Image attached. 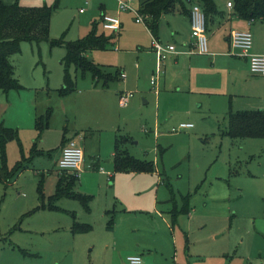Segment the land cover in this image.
<instances>
[{"label": "rangeland", "instance_id": "374dc122", "mask_svg": "<svg viewBox=\"0 0 264 264\" xmlns=\"http://www.w3.org/2000/svg\"><path fill=\"white\" fill-rule=\"evenodd\" d=\"M96 1L89 0L85 4L84 0H59L50 17L49 40L67 42L85 35L90 22L99 17ZM0 2H16L28 8L52 5L55 0ZM129 3L138 10V0ZM105 5V12L112 14L116 0H106ZM80 7L84 8V13L78 12ZM121 17L126 26L121 39L124 51L121 54L97 53L105 60L125 65L130 59V46L144 37V27L140 24L143 30L137 31L131 26L133 12ZM102 31L97 24L96 32ZM64 56L65 49L61 45L23 42L20 53L10 58L16 75L25 76L32 88L20 94L28 97V93H34L38 111L44 113L50 108L51 118L49 127L39 138L37 135L31 137L32 133L24 127L26 119L20 120L17 116L20 111L9 109L1 119V124L14 129L18 138L5 145L7 169L11 170L21 158L28 162L8 184L0 182V264H126L125 257L136 249L149 250L150 260L154 259L156 264H222L221 258L212 251L207 248L203 251L206 244L212 243L224 244L222 248L227 250L223 256L225 264H242L243 257L248 254L254 256L252 263H256L259 249L264 248V193L262 190L261 195L254 193L260 184L244 175L253 170L259 158L264 160V147L253 150L256 158L249 161L248 154L252 149L241 145L247 140L225 137L220 143L218 133L209 134L204 141L194 129L170 132L179 119L168 117L166 105L159 104L154 90L145 96L131 88L124 89L122 82L112 83L109 89L100 84L95 89L85 87L91 83L90 76L81 77L72 65L66 67ZM66 73L75 83L76 91L60 98L57 90L63 85ZM120 86L124 92L132 93L124 107L119 106L118 96L115 97L113 91ZM18 121L23 124L21 129L17 127ZM64 127L66 136H74L75 130L86 133V154L74 190L91 196L89 210L79 200L69 197L53 202L58 209L40 207L39 180L42 179L44 205L55 192L58 182L56 148ZM117 129V133L132 138L127 145L130 155L153 161V172H116L112 177L108 176L112 171L109 153ZM42 147L41 154L39 149ZM95 152L99 154V162L91 161ZM227 161L231 171L238 170L240 175L230 178V185L233 186L236 179L249 188L248 191L241 193L240 198L235 193L223 198L214 190L212 196H204L203 184L195 191L196 185L207 176L206 185L209 175L219 171L222 163ZM95 165L101 169H94ZM189 192L192 194L190 213L181 215L178 218L180 225L171 228L168 210L174 203L181 206V195ZM112 209L122 210L111 212L113 227L110 229L107 225L111 214L106 211ZM72 213L78 223H88L91 229L72 233ZM217 235L220 237L216 239ZM194 253L200 256L194 259Z\"/></svg>", "mask_w": 264, "mask_h": 264}, {"label": "crops", "instance_id": "0c3cea01", "mask_svg": "<svg viewBox=\"0 0 264 264\" xmlns=\"http://www.w3.org/2000/svg\"><path fill=\"white\" fill-rule=\"evenodd\" d=\"M105 1L106 0L96 1L98 3L97 8L99 17L97 21L92 20L90 22V29L92 23L96 22L100 25L103 31L110 33L108 35H114L113 44L110 46V48L104 50H91L86 53L88 57L91 56L90 59H92L94 63L106 67V69L110 68L112 70L118 71V79L116 81L110 82L108 86L103 88L109 89L112 83L118 82L120 84L122 82L121 84H123L122 87L124 89L131 88L133 91H138L145 96L149 94L152 89L156 93L159 104L161 102L163 105H166L165 110L167 111L166 113L169 114L168 117L173 118V120L179 119L177 120L178 122H176L177 125L180 123H186L182 121H189L188 123L192 122L191 124L193 126L184 130V132H190L194 129L196 134L198 133V136L201 137L204 141L208 139L209 134L215 133H218L220 135V143L223 142L222 138L225 137L229 140H247L243 141L241 145L242 147H251L252 150L248 154V158L249 161H253L257 155L255 152H253V150H259V148L264 147V138H229L227 135H225L227 128V114L229 111L234 112L259 109L264 110V76L254 75L249 71L247 57L243 55L241 51L231 46L229 35L230 32L234 30L249 31L252 35V45L249 52L264 55V21L247 20L240 17L234 12V0H212L213 7L208 9V13L205 17L207 33V53L200 54L195 51L194 40L190 34L189 11L192 4H198L202 9V3L199 0H178L171 11L162 14L158 22V26L154 32H151L147 28L144 21L143 23L136 22L134 16V23H131V26H133L137 31L143 30L144 27V37H141L140 40L135 41L130 46L131 49L128 53L130 57L129 62L125 65H122V63L120 62L105 60V58L102 57L100 53H97L100 51H109L121 54L124 51V48L121 46V39L124 35L123 28H125L126 26L124 25L125 20L121 17V15L128 13L129 11L119 10L116 0V9L114 13L108 15L117 16L120 20V27L118 31L115 32L105 30L101 24V15L107 14L105 12ZM227 2H232V6L228 7ZM88 3L89 2L85 4ZM82 8L83 7H80L79 9ZM84 12L85 10L79 13ZM140 24L143 25V27H141ZM90 29L85 33V35L90 31ZM103 31L101 33H104ZM152 38H155L162 45L174 46V51L168 53L165 60L161 63V72L159 74L157 85L155 88H153L150 83L151 75L157 71V57L155 52L151 49ZM12 65L14 76L18 80L22 88L11 89L7 92H3L0 90V122L2 121L1 119L3 115L9 109L20 111L19 115L17 116L20 118V120L26 119V121L24 122V127L29 129V132L32 133L31 137H33L37 135V131L35 130L34 126L35 117L43 113L38 111V100H35L34 93H28V97H24L23 94H20V92H23L24 90H31L32 88L29 84H27V78L25 76L22 77L19 74L16 75L15 66L13 63ZM122 73H125L124 77L121 76ZM21 78L23 80H21ZM90 79L91 83L86 85L85 87H92L95 89L97 85L94 84V80L91 76ZM33 81L34 80H32V82ZM123 88H121L120 86L118 89H113V91L116 92L114 93V96L117 97L119 96V94L124 93ZM75 91L70 94L75 93ZM70 94H67L65 96H60L58 94V96L60 98H65ZM143 103H146L145 100H143ZM47 109L45 110V112L47 111ZM19 126L20 128L18 129H21V127H23V124L20 121H18L17 124V127ZM176 126H172L170 128V132H172V128ZM118 130L119 129H117L116 133L114 134L112 150L109 153V159L112 162V171L110 172V174H108L109 177H112L114 173H116L113 168L114 145L116 139L119 137L128 139V141L122 143V148L126 150L128 154L129 152L127 150V145L132 140V138L127 134L117 133ZM66 132L67 130L64 127L59 146H57L56 148V170L58 173L61 171L58 169L57 163L60 159L62 148L70 140H73L77 143L78 146L81 147L83 151V160L80 164L77 176H75L71 172H64L73 174L78 179L79 172L81 167L83 166L86 154V147L84 146V142L86 141V133L81 130H75L74 136H66ZM39 150H41L42 154L44 148L42 147V149ZM96 151H98L99 153L100 147H98ZM91 158V161L93 162L98 161L99 154L95 152V154L91 155ZM140 160L147 159L143 158ZM151 162L153 163V161ZM235 162L239 163L238 160H236ZM213 164L214 163L212 162L209 169L212 170ZM222 164L223 165H221V167L218 169L219 171L215 173L212 172V174L209 175L210 177H208V183L204 185L207 179L206 176L200 184L194 187L195 191L200 190L201 185L203 184L202 191L204 196L207 194L212 196V191L214 190L221 193V195H223L221 197L223 198L225 197V195H227V197H231L232 193H235L237 195V198H240L241 193L244 194L245 190L248 191L249 188L244 187V185L236 182V179L234 185L231 186L229 183L230 178L234 179L240 176L237 172L238 170L231 171L228 161L223 162ZM89 168L91 169L92 166L90 165ZM94 169H101V167H97L95 165ZM262 171H264V160H262V158H259L253 170L247 171V174L244 175V177L252 178V180H255L253 181V183L260 184V187L253 191L257 195H261V190L264 193V173L262 174ZM232 173L234 174L231 175ZM186 195H189L187 213H181L177 215L176 218L172 217V213L174 212V210H179L181 207H183L182 204L178 207L174 203L168 210L170 219L169 226L171 228L180 225H178V218L181 215H188L190 213L189 202L192 194L190 192L184 195L182 194L181 201L183 203L182 197ZM119 210L112 209L107 210L106 212L109 213V211H114V213H116ZM72 223L73 220L70 225L71 232ZM260 234H262V232H260ZM219 237L220 236L217 235L216 239ZM222 245H217L216 243L206 244L203 251H206V248L209 249L208 251H212L213 255L219 256L221 258L222 264H225L223 256L224 254H226L224 252L227 250H224L222 248ZM147 251L149 250L136 249L131 255H139L146 262L150 264H156L154 259L150 260V256L147 254L149 252ZM188 252H190V250ZM193 255L194 259L200 256L199 254L195 253ZM253 259L254 256L248 254L247 256L243 257L242 264H264V248L259 249L256 263H252Z\"/></svg>", "mask_w": 264, "mask_h": 264}, {"label": "trees", "instance_id": "16d2710c", "mask_svg": "<svg viewBox=\"0 0 264 264\" xmlns=\"http://www.w3.org/2000/svg\"><path fill=\"white\" fill-rule=\"evenodd\" d=\"M59 0H55L52 5H42L38 7H21L16 2L4 4L0 2V90L7 92L11 89L22 88L14 76L11 56L20 52V44L29 42L39 45L41 42H49L51 45H61L65 49L63 62L66 67L72 65L81 77L89 74L94 80V84L100 83L102 87L108 86L110 82L118 79V71L100 66L93 62L86 53L91 50H104L110 48L114 41V35L97 33V23L93 22L90 31L83 37L73 41L63 42L62 40H49L50 17L53 8L57 6ZM178 0H138V13L143 18L147 28L154 32L162 14L169 12ZM205 14L213 7L212 0H199ZM234 12L247 20L264 21V0H234ZM76 90L75 83L66 73L63 85L58 89L60 96H65ZM51 109L35 117L34 126L37 131V138L48 127ZM225 135L231 139L235 138H264V110L249 111H229L227 114V128ZM10 140H16L17 133L14 129L4 127L0 122V182L8 184L11 179L18 175L25 168L28 160L21 158L11 170L6 167L5 145ZM128 141L127 138L119 137L115 141L113 168L115 172H151L153 163L147 160H140L132 157L122 148V143ZM34 143V149H35ZM36 150V149H35ZM77 178L73 174L64 171L58 173V182L55 192L48 197L47 205L42 203V179L38 182L37 193L41 201L40 207L58 209L53 204L54 201L62 197H69L79 200L86 210H89L91 196L74 191ZM183 203L179 210H174L172 217L176 218L181 213L188 212L189 195L182 197ZM39 207V206H38ZM37 207V208H38ZM112 211L108 214L107 227H112ZM72 232H85L91 229V225L78 223L72 213Z\"/></svg>", "mask_w": 264, "mask_h": 264}, {"label": "built area", "instance_id": "2783aa9c", "mask_svg": "<svg viewBox=\"0 0 264 264\" xmlns=\"http://www.w3.org/2000/svg\"><path fill=\"white\" fill-rule=\"evenodd\" d=\"M88 0H85L87 3ZM130 0H117L118 8L121 11L133 12L135 21L143 23L142 17L137 10L130 6ZM227 6L231 7L232 2H227ZM83 8L79 12H83ZM190 18V34L194 40L195 51L200 54L207 53V33H206V18L204 12L198 4H192L189 11ZM101 24L105 30L118 31L120 27V20L117 16L102 14ZM229 41L233 48L238 49L247 57L249 71L254 75L264 76V55L250 53L249 50L252 45V35L249 31L234 30L230 32ZM151 49L155 52L157 57V71L150 77V83L153 88L156 87L158 77L160 74L161 63L165 60L168 53L174 51L173 45H162L155 38L151 40ZM124 77V73L121 74ZM131 92H124L119 94L118 103L121 107L126 106L131 98ZM191 123H180L172 128V132L184 131L191 128ZM83 160V151L80 146L73 140H70L61 150V156L58 160L57 167L61 171L71 172L75 176L78 175L80 164ZM126 264H150L142 259L139 255L126 256ZM22 264H38L35 262H24Z\"/></svg>", "mask_w": 264, "mask_h": 264}]
</instances>
